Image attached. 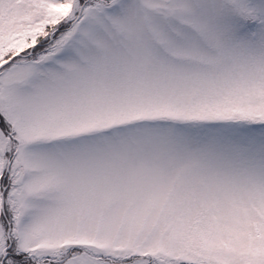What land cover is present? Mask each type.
Listing matches in <instances>:
<instances>
[{"label": "snow or ice", "instance_id": "snow-or-ice-1", "mask_svg": "<svg viewBox=\"0 0 264 264\" xmlns=\"http://www.w3.org/2000/svg\"><path fill=\"white\" fill-rule=\"evenodd\" d=\"M0 264H264V0H0Z\"/></svg>", "mask_w": 264, "mask_h": 264}]
</instances>
